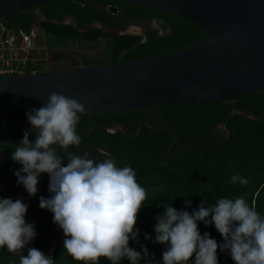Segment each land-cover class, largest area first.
<instances>
[{"label":"trees","instance_id":"obj_1","mask_svg":"<svg viewBox=\"0 0 264 264\" xmlns=\"http://www.w3.org/2000/svg\"><path fill=\"white\" fill-rule=\"evenodd\" d=\"M116 4L117 13L107 10L105 4ZM39 7L46 18L39 19L34 9ZM71 22H64L65 18ZM156 18L159 28L145 27L144 23ZM6 25L27 30L38 24L46 35L50 52L62 46L67 54L72 44L87 47L99 46L97 56L85 58L77 65L67 54L62 63L66 67L101 65L122 60L159 55L191 45L208 33L195 24L166 11L117 0H49L22 11L1 17ZM134 21L141 22L143 35L121 33ZM94 23H99L97 26ZM70 63V64H67ZM47 69L42 58L29 59L24 72ZM27 111H14L9 117L19 130L27 126ZM8 116L0 115V197H22L29 207L26 221L34 222L36 238L29 247H35L52 256L54 264H83L73 259L65 250L63 239L56 242L52 251L49 226L55 225L53 213L39 207V197H48L49 177L42 173L38 182L37 197L23 196L6 188L16 182L14 170L20 165L13 162L11 153L22 139ZM120 126L122 130L114 129ZM111 129V130H110ZM81 144L70 146L72 153L87 152L90 158L103 160L106 156L119 166L130 165L136 172L137 182L149 197L138 212L139 243L129 241V246L141 250L144 244L152 253L151 259L159 262L165 245L145 240L144 233L153 237V225L162 214L161 202L184 209L185 199L191 200L189 212L202 200L211 206L221 197L235 198L243 195L250 206L264 215V88L238 94L229 99L179 105H152L121 111L83 112L77 125ZM59 154L68 155L57 148ZM248 179L247 185L230 183L233 174ZM47 220H49L47 222ZM56 228L58 225L56 224ZM203 234L210 232L218 244L223 241L214 225L198 222ZM220 264H235L227 252L217 249ZM27 250L25 249V255ZM195 255V254H194ZM194 255L190 259H194ZM19 264V256L0 249V264ZM100 264H111L104 257ZM120 264H130L122 259ZM140 264H146L141 260Z\"/></svg>","mask_w":264,"mask_h":264},{"label":"clouds","instance_id":"obj_2","mask_svg":"<svg viewBox=\"0 0 264 264\" xmlns=\"http://www.w3.org/2000/svg\"><path fill=\"white\" fill-rule=\"evenodd\" d=\"M31 27L37 29V58L45 60L47 71L51 52L46 35L38 24ZM84 111V104L76 98L50 93L44 105L25 113L30 127L11 153L13 162L20 165L13 173L16 183L30 197L38 192L41 174H48L50 196L41 195L39 207L53 213V223L62 229L64 248L73 259L83 264H100L101 257L111 264H120L122 259L130 264L141 260L146 264H220L219 248L235 264H264V215L243 195L221 197L211 206H205L204 199L191 212L187 210L191 200L185 199L186 207L181 210L161 202L164 210L155 217V235L145 232L144 239L165 245L162 259L154 262L144 244L139 251L130 247V240L139 243L140 229L135 225L149 198L135 170L127 164L119 166L111 157L95 160L87 152L69 153L65 163V156L57 151V146L67 150L81 144L77 125ZM30 133H35L34 139ZM229 182L247 185L249 181L235 173ZM28 207L22 197H0V249L19 256V264H54L51 255L29 247L37 231L34 222L26 221ZM198 222L214 225L223 241L218 244L210 232L202 234Z\"/></svg>","mask_w":264,"mask_h":264},{"label":"water","instance_id":"obj_3","mask_svg":"<svg viewBox=\"0 0 264 264\" xmlns=\"http://www.w3.org/2000/svg\"><path fill=\"white\" fill-rule=\"evenodd\" d=\"M47 1L0 0V17ZM117 1L169 12L208 35L159 55L0 76V115L38 109L52 92L76 98L84 112H109L229 99L264 88V0Z\"/></svg>","mask_w":264,"mask_h":264},{"label":"built area","instance_id":"obj_4","mask_svg":"<svg viewBox=\"0 0 264 264\" xmlns=\"http://www.w3.org/2000/svg\"><path fill=\"white\" fill-rule=\"evenodd\" d=\"M37 33L36 27L15 29L0 19V76L20 73L29 59H37Z\"/></svg>","mask_w":264,"mask_h":264},{"label":"flooded vegetation","instance_id":"obj_5","mask_svg":"<svg viewBox=\"0 0 264 264\" xmlns=\"http://www.w3.org/2000/svg\"><path fill=\"white\" fill-rule=\"evenodd\" d=\"M82 3L84 2V0H80ZM106 5V7H107V10L109 11V8L110 7H115V12H112V13H117L118 12V10H119V8H118V6L116 5V4H113V3H111V2H109V4H105ZM34 12L36 13V15L38 16V18L39 19H44V18H46L45 16H44V14L42 13V11H41V9L39 8V7H36L35 9H34ZM64 22H71V20L67 17V18H65V20H64ZM95 25H97V26H101L99 23H94ZM143 24H141V22H137V21H134L133 23H130V24H128L126 27H125V29L123 30V31H121V32H124V33H127V31H130V30H132L134 33H132V32H130V34H140V35H143V32H144V28L145 27H151V28H155V27H157L158 25H159V22H158V20L154 17V18H151L150 20H147V21H145V23H144V25H145V27H143L142 26ZM76 44V43H75ZM73 45V44H72ZM72 48H70L68 51V56L70 57V58H72L73 59V56H72ZM74 51V50H73ZM54 54V56L55 57H59L58 59L60 60V62H63V60L67 57V54L63 51V49H62V46H58L57 47V49H56V51H54V52H51L49 55H51V57H52V55ZM30 127V124H29V122L27 121V126H26V128L25 129H23V130H19L18 131V133L20 134V136L23 138V134H24V131L26 130V129H28ZM114 129H119V130H122V128L120 127V126H115L114 128H113V130ZM111 130V129H110ZM30 139H34L35 138V133H30V137H29ZM57 148H59L58 146H57ZM63 151H65V153L68 155L69 153H72L71 152V150L68 148L67 150H63ZM0 154H2V153H0ZM15 179H17L16 178V176H15ZM16 186L17 187H19V189H20V191H18V192H12V193H14L15 195H20V196H23L24 195V192L26 191L24 188H23V186L22 185H18L16 182H14V183H12V184H9L6 188H9L10 187V189H15L16 188ZM35 197H37V193H36V196ZM49 220H47V222H48ZM46 227H49V229H50V231H51V234L49 235V237H50V242L52 243V245L48 248L49 249V252H51L52 251V248L54 247V244L56 243V242H58V241H60L61 239H63V231H62V229H60L59 227H55L56 226V224L55 225H53V226H49V224H47V225H45Z\"/></svg>","mask_w":264,"mask_h":264},{"label":"rangeland","instance_id":"obj_6","mask_svg":"<svg viewBox=\"0 0 264 264\" xmlns=\"http://www.w3.org/2000/svg\"><path fill=\"white\" fill-rule=\"evenodd\" d=\"M134 33L133 31H131ZM67 47L72 48V56H73V61H75V64L80 65L82 64V60L85 58H91L97 56L98 52L100 51V47L93 45L90 47H87L86 45H81L79 43L73 44L71 46L67 45ZM59 57H55L54 54L48 55V69L49 70H54V69H62V68H67L66 63L60 62L58 59ZM70 64V63H67ZM41 70L39 71H45V69L40 68ZM5 156L3 154H0V161L4 158Z\"/></svg>","mask_w":264,"mask_h":264}]
</instances>
